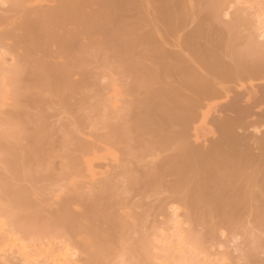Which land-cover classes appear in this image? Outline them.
Segmentation results:
<instances>
[{
  "label": "bare ground",
  "instance_id": "1",
  "mask_svg": "<svg viewBox=\"0 0 264 264\" xmlns=\"http://www.w3.org/2000/svg\"><path fill=\"white\" fill-rule=\"evenodd\" d=\"M9 2L0 264H264L262 0Z\"/></svg>",
  "mask_w": 264,
  "mask_h": 264
},
{
  "label": "rangeland",
  "instance_id": "2",
  "mask_svg": "<svg viewBox=\"0 0 264 264\" xmlns=\"http://www.w3.org/2000/svg\"><path fill=\"white\" fill-rule=\"evenodd\" d=\"M43 2H46V3H48V5H50L51 7H53V6H55V5H58V4H60V3H62L63 1H65V0H42ZM201 2V4L204 2L205 3V6H206V3L209 1V0H200ZM203 1V2H202ZM251 0H239V2H238V6L237 7H239V8H247V10L249 11V12H252L251 11V9L250 8H248L252 3H253V0H252V2H250ZM9 4V5H8ZM6 3L5 5H4V7H3V5H1L0 6V8L1 7H3V9L1 10L0 9V31H2L4 28H5V26H6V22H7V20L8 19H10V18H12V17H15L16 15H17V13H18V9L16 8V6L14 5V4H12V2L10 3ZM200 7H202V9L201 10H203V12H205L206 10L209 12V10L208 9H205V8H203V6H201L200 5ZM200 10V11H201ZM202 11H201V13L202 14H204ZM205 14H206V12H205ZM264 18V16L263 15H261V18ZM262 18V19H263ZM215 23V22H214ZM217 24V23H216ZM215 24V25H216ZM237 31H232V33H231V39H233L232 41L233 42H235V43H233V44H235V46L237 45V43H240V44H242L241 42H243L244 40V38H243V35H242V32L240 31V30H238V29H236ZM235 32H237V33H235ZM239 37V38H238ZM238 38V40H236ZM240 39V40H239ZM238 41H240V42H238ZM237 42V43H236ZM240 44H239V46H240ZM237 47V46H236ZM243 84L244 83H247V80H242L241 81ZM208 116H210V114L208 115ZM207 116V117H208ZM209 121L208 122H205V123H202L204 126L206 125V126H210L211 124H213V120H211V119H208ZM247 120V119H246ZM246 120H243V122H247ZM235 121H237L238 122V120H235ZM210 122H212V123H210ZM255 124V123H254ZM253 127H257V129L260 131V132H262V131H264V125L262 126V124L260 125V124H255V125H253ZM249 130V129H248ZM249 131H251V128H250V130ZM16 183H17V186H19L20 188L22 187V188H24V189H27L28 187H30V186H28V184H27V182H25V181H21V182H15V186H16ZM31 185V184H30ZM0 186H2V185H0ZM3 187H10V188H14V189H20L19 187H14V184H12L11 186H3ZM3 187H0L1 189L3 188ZM37 188L36 189H39L38 188V185L36 186ZM35 195V194H34ZM33 195V196H34ZM36 195H38L39 196V194H36ZM36 195H35V197H36ZM3 197V196H2ZM2 197L0 198L1 199V204L2 205H5L4 207H7V208H5L4 210H5V212H7L6 210L7 209H9L11 206H15V205H18V204H8V202H6V198H5V202L4 201H2ZM8 201H10L9 199H8ZM30 201V200H29ZM20 202H21V200H20ZM19 202V203H20ZM32 202H35L34 200L32 201ZM32 202H31V204H32ZM10 203V202H9ZM22 204H23V201L21 202ZM0 204V214L2 215L3 213H4V211H3V206ZM25 204V203H24ZM30 204V203H29ZM26 205V204H25ZM33 205V204H32ZM2 206V207H1ZM31 206V205H30ZM33 207H34V205H33ZM28 208H29V206H28ZM28 208L26 209V211H25V209H23V212H21V214L20 213H18L17 211V213L20 215V216H22L23 215V217H21V218H24V220H26V221H24L23 220V222H25L26 224L25 225H27V227H30L31 226V229H35V228H41V227H44L46 224H47V222L45 221V219H47V215H48V213H47V215H46V213L44 214V213H39V212H35V210H34V208H30L29 210H28ZM15 209V208H14ZM13 211V210H12ZM26 212V213H25ZM29 212V213H28ZM30 214L31 215H33V217L32 216H30ZM36 214V215H35ZM18 215V216H19ZM28 215V216H27ZM38 215V216H37ZM42 215H44L43 217H42ZM15 216V215H14ZM34 216H36V217H34ZM39 217H40V219H42V220H40V221H38L39 220ZM35 218V219H34ZM22 220V219H21ZM37 221V223H36V221ZM30 221V222H29ZM32 221V222H31ZM43 222H45V224L43 223ZM28 223V224H27ZM41 223V224H40ZM34 224V225H33ZM30 225V226H29ZM37 225H38V227H37ZM33 226V227H32Z\"/></svg>",
  "mask_w": 264,
  "mask_h": 264
},
{
  "label": "snow or ice",
  "instance_id": "3",
  "mask_svg": "<svg viewBox=\"0 0 264 264\" xmlns=\"http://www.w3.org/2000/svg\"><path fill=\"white\" fill-rule=\"evenodd\" d=\"M262 7H264V0H262ZM73 189L70 186H65L64 189H62V194L70 195L72 193ZM0 223H3V220L0 219Z\"/></svg>",
  "mask_w": 264,
  "mask_h": 264
}]
</instances>
